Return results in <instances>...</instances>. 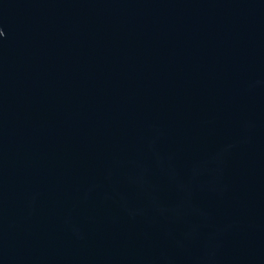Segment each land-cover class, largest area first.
<instances>
[{"label":"water","instance_id":"95a60500","mask_svg":"<svg viewBox=\"0 0 264 264\" xmlns=\"http://www.w3.org/2000/svg\"><path fill=\"white\" fill-rule=\"evenodd\" d=\"M0 264H264V0H0Z\"/></svg>","mask_w":264,"mask_h":264},{"label":"clouds","instance_id":"9594fccd","mask_svg":"<svg viewBox=\"0 0 264 264\" xmlns=\"http://www.w3.org/2000/svg\"><path fill=\"white\" fill-rule=\"evenodd\" d=\"M0 34H2V33H0Z\"/></svg>","mask_w":264,"mask_h":264}]
</instances>
